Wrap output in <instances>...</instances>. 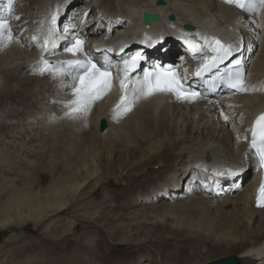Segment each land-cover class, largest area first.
I'll list each match as a JSON object with an SVG mask.
<instances>
[{"label": "bare ground", "instance_id": "obj_1", "mask_svg": "<svg viewBox=\"0 0 264 264\" xmlns=\"http://www.w3.org/2000/svg\"><path fill=\"white\" fill-rule=\"evenodd\" d=\"M1 1V18L15 39L0 46V140L23 138L25 143H13L14 148L24 150L26 156L45 157L50 167L28 186L0 190V229L22 221L37 226L45 219L59 227L62 222L56 213L69 209L82 221L98 220L119 244L137 248L144 243L150 247L181 242L193 253L222 246L240 249L236 255L240 264H264V208L253 206L256 159L245 139L249 118L264 107V10L249 14L226 0ZM57 8L52 37L57 47L45 51L40 39L51 27L50 17ZM107 27L115 30L112 44L138 38L125 44L122 57L138 49L147 54L133 76H142L147 63L157 59L169 63L180 57L210 58L213 38L227 45L242 43L244 50L229 58L245 62L248 86L257 90L194 102L157 93L117 116L114 110L121 92L114 75L112 89L95 102L87 117L65 115L74 81L70 76L39 74L38 53L53 56L77 38L84 41V51H103L96 49L98 39L89 33ZM154 31L164 32L167 40ZM161 49L168 55L162 56ZM65 155L72 160L65 157L68 162L55 172L54 159ZM48 177L47 185L41 184ZM212 180V186L218 182L219 188L228 189L214 195L207 191L212 190ZM240 180L244 186L232 190ZM118 182L133 192L120 205L106 200L104 193L101 201L92 197L98 187ZM148 257L168 264L161 254ZM215 258L202 264L223 259ZM143 260L140 255L136 264L151 262Z\"/></svg>", "mask_w": 264, "mask_h": 264}, {"label": "rangeland", "instance_id": "obj_2", "mask_svg": "<svg viewBox=\"0 0 264 264\" xmlns=\"http://www.w3.org/2000/svg\"><path fill=\"white\" fill-rule=\"evenodd\" d=\"M77 9H80V6L75 8V10ZM163 33L164 32H153V34L160 35L158 38L161 40H167ZM22 142L25 143L21 137H11L9 139L0 140V148H2L0 149V162L2 163H0L2 166H0V185L3 186L0 190L8 191V187L12 189L13 187L22 188L23 186H28V183L41 177L40 175L43 173L44 169L50 167L45 157L26 156L24 150H19L17 148L16 150L14 148L15 146L13 143L19 145ZM2 153L3 155H1ZM65 157L71 159L68 160V158L65 159ZM31 160L36 162V165L33 167H31ZM54 160V164L57 166L54 171L57 172L60 171L58 170L59 166L61 167L67 160H72V157L65 155L63 157H56ZM5 180H8V182ZM48 180H50V177L41 184L46 186ZM36 185L37 184H35V186ZM121 185V182H118L116 184L105 185V188L100 186L94 190V195H92V197L98 202L101 201V196L105 194L103 196L104 198L108 196L106 200L110 202L112 200V204L120 205L121 202H123V200L125 201L128 197L127 195L133 193L130 188H127L128 186ZM5 186L6 188H4ZM27 188V190H29L30 186ZM118 211L119 209L117 212ZM56 218L60 219L59 221H61L63 225L61 224L58 227L55 223H49V219H45L42 220L40 224L38 223L37 226H34L31 221H22V223L12 224L0 229V264H136L140 255L144 257L145 261H151L152 258L148 257L150 260L145 258V255H149V253L151 255L153 254L154 259L158 254L165 256L167 262L165 260L163 261L168 264H202L204 260H212L215 257V259H217L218 257L224 258L230 255H237L240 250L236 248H224L222 246L213 248L207 246L206 248H209V250L206 249L202 253H193L192 251L189 252L190 247L188 245L181 242L173 243L171 241H165L166 243L164 242V245L155 243V245L153 244V246L150 247H148L149 245L142 246L145 244L144 243L138 245L136 248V246L129 245L128 243H116L114 236L100 226L97 222L98 220L96 221L90 218L88 219L89 221H82L73 214L71 215L69 209L58 211V213H56ZM47 223H49V225ZM43 225L45 226L43 227ZM47 226L48 228H45ZM59 233L62 234L59 235ZM226 249L228 250L226 251ZM149 264L158 263L151 261Z\"/></svg>", "mask_w": 264, "mask_h": 264}, {"label": "snow or ice", "instance_id": "obj_3", "mask_svg": "<svg viewBox=\"0 0 264 264\" xmlns=\"http://www.w3.org/2000/svg\"><path fill=\"white\" fill-rule=\"evenodd\" d=\"M243 12L249 14H258L264 10V0H226ZM59 17V8L50 17V25L48 32L45 33L41 47L45 51L53 50L57 47L52 39L56 29L57 20ZM15 39L14 33L8 22L0 18V46L10 44ZM34 40L37 37H33ZM214 39L217 53L215 61L223 62L225 59L233 55L234 52H242L244 46L240 45H224L220 40ZM84 41L82 39H74L71 44L65 47V52L71 53L74 57L80 54L84 59H69L59 61L56 64H51L47 59H41L38 65L39 74L48 73L54 77H71L73 84L71 86L72 99L65 103L67 111L65 115L70 117H87L96 101L102 99L113 87V66L105 61L102 66H98L88 53L83 48ZM151 46V43L149 44ZM251 48V45H248ZM161 55H168L167 50L161 49ZM146 57L141 52H136L120 63L122 68H117L119 76V90L121 92L119 102L115 106L117 116L124 115L130 112L133 106L142 98L151 97L157 93H171L178 100L195 101L200 97V93L185 87L182 78L176 72V66L154 64L151 69H143L142 76H133L137 69L140 68L141 62L145 61ZM237 60L236 64L239 65ZM198 70L195 75L200 76L202 71ZM122 73V75H121ZM225 83L234 92L247 93L256 91L254 87H249L246 84V76L243 70L239 68L228 75ZM228 120V116H224ZM247 139V136L245 137ZM251 147L255 151L259 159V164L264 167V113L259 115L251 128ZM229 175L237 176L239 173L230 172ZM256 206L264 208V182L260 184L256 196Z\"/></svg>", "mask_w": 264, "mask_h": 264}, {"label": "water", "instance_id": "obj_4", "mask_svg": "<svg viewBox=\"0 0 264 264\" xmlns=\"http://www.w3.org/2000/svg\"><path fill=\"white\" fill-rule=\"evenodd\" d=\"M206 264H240V263H239V257L238 256L230 255V256H227L223 259L211 261V262L206 263Z\"/></svg>", "mask_w": 264, "mask_h": 264}]
</instances>
